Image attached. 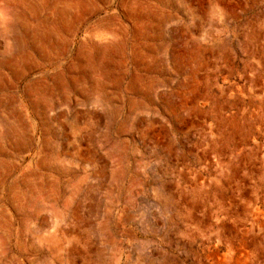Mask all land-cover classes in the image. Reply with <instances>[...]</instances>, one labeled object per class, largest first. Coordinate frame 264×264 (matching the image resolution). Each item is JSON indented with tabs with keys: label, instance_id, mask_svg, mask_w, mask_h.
Here are the masks:
<instances>
[{
	"label": "rangeland",
	"instance_id": "374dc122",
	"mask_svg": "<svg viewBox=\"0 0 264 264\" xmlns=\"http://www.w3.org/2000/svg\"><path fill=\"white\" fill-rule=\"evenodd\" d=\"M0 264H264V0H0Z\"/></svg>",
	"mask_w": 264,
	"mask_h": 264
}]
</instances>
